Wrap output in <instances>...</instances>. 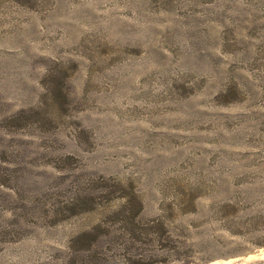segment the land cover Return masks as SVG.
I'll return each mask as SVG.
<instances>
[{"label":"rangeland","instance_id":"obj_1","mask_svg":"<svg viewBox=\"0 0 264 264\" xmlns=\"http://www.w3.org/2000/svg\"><path fill=\"white\" fill-rule=\"evenodd\" d=\"M124 201L157 264H264V0H0V264H123L67 244Z\"/></svg>","mask_w":264,"mask_h":264},{"label":"trees","instance_id":"obj_2","mask_svg":"<svg viewBox=\"0 0 264 264\" xmlns=\"http://www.w3.org/2000/svg\"><path fill=\"white\" fill-rule=\"evenodd\" d=\"M128 201L121 203V209L117 213L115 212V214L107 217L104 216L103 220L99 219L90 227L76 232L75 235L69 239L67 247L73 254L74 258L80 256V258H78L83 262L84 260H89L92 256H94L95 259L103 257L97 252L94 253V250L96 243H98V238L101 235L108 236L110 234V229L104 228L103 224L104 220L111 219V221H120L123 226L119 235L120 244L124 250L123 264H157V259H155L156 255L152 252V248L147 247V245L148 243H151L150 246H152L155 245L156 242H160L162 240V235L154 230V226L151 225L144 229V231L137 228V223L140 222V217L126 213ZM62 208L60 210H58V208L52 209V214L49 217L51 225H55L64 219L78 216L83 213H94L97 210L93 198L77 194L69 196L63 202ZM174 251L178 256V247L175 248ZM180 259L181 258L179 257L176 258L175 264L182 263V260Z\"/></svg>","mask_w":264,"mask_h":264}]
</instances>
